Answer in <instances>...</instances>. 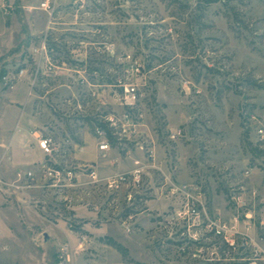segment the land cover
Returning <instances> with one entry per match:
<instances>
[{"label":"rangeland","instance_id":"374dc122","mask_svg":"<svg viewBox=\"0 0 264 264\" xmlns=\"http://www.w3.org/2000/svg\"><path fill=\"white\" fill-rule=\"evenodd\" d=\"M43 1L0 0V124L53 136L57 165L79 173L144 165L139 183L108 189L85 173L66 192L77 233L66 264H249L164 218L178 206L169 181L200 185L209 212L227 215L229 189L262 156L248 118L264 121V0H53L52 15ZM110 117L111 150L98 158L96 128ZM89 142L95 156L81 159Z\"/></svg>","mask_w":264,"mask_h":264},{"label":"built area","instance_id":"2783aa9c","mask_svg":"<svg viewBox=\"0 0 264 264\" xmlns=\"http://www.w3.org/2000/svg\"><path fill=\"white\" fill-rule=\"evenodd\" d=\"M40 7L52 15L55 2L44 0ZM46 47V43L42 42L39 47L35 48V52L41 56L44 55L48 60ZM136 70L139 71L138 68ZM127 93L135 99L136 88L134 86L127 88ZM124 117L125 121L129 122L128 115H124ZM249 117V127L257 138L256 147L262 152V156L257 159L256 165L245 167L241 173L240 181L229 189L227 196L229 213L227 215L211 214L205 193L200 185L169 181L167 195L177 200L178 206L172 215L164 218V222L167 225L184 223L193 242L199 241L202 233L209 234L222 240L229 255L246 251L252 255L249 258L251 259L249 264H264V121L254 114ZM107 121L110 125L107 126L108 128L102 126L96 128L99 158L103 159L107 158L111 150L109 133H115L112 129L116 127V122L112 117ZM181 135L182 131L176 130L172 132L171 136L173 139H177ZM37 144L48 159L37 164L31 170L18 168L12 179H7L1 174L4 156L0 158V207L8 205L14 200L30 203L31 193L34 191H40L46 196L54 192L61 195L60 201L66 206L64 210L70 214L71 208L68 202L71 197L66 192L84 185L80 180L81 175L86 173L87 183L90 185L104 184L108 189H116L122 184L131 183L132 177L136 183H139L144 171V165H141L131 171V174L119 172L102 178L95 165H88L85 172L79 173L71 167L57 165L51 161L55 145L53 136H38ZM78 148L81 152L84 149L82 146ZM254 178H256L255 181H253ZM47 202L48 200L43 198L44 206ZM31 204L34 203L31 202ZM94 208L98 210L97 206ZM67 214L61 218L65 221L67 228L72 230L75 223L73 218ZM88 239V235L81 234L79 247H83ZM2 249L7 250V246H3ZM73 253L74 249L69 244H61L56 252L57 262L59 264L68 263L73 257Z\"/></svg>","mask_w":264,"mask_h":264},{"label":"crops","instance_id":"0c3cea01","mask_svg":"<svg viewBox=\"0 0 264 264\" xmlns=\"http://www.w3.org/2000/svg\"><path fill=\"white\" fill-rule=\"evenodd\" d=\"M21 129L20 126L0 124V158L4 156L1 174L7 179L14 178L18 168L31 170L48 159L38 147L37 134L34 133L32 138L26 137ZM83 148L78 156L93 160L96 153L94 146L89 142ZM56 149L55 141L54 151ZM50 159L55 164L61 163L55 155ZM99 174L106 178L114 173L104 176L99 169ZM50 194L53 195L54 192L46 196L40 191H34L31 193L30 203L14 200L0 207V264H58L56 252L59 246L73 242L77 233L67 228L61 218L67 213L54 207L58 204L53 203ZM43 198L48 200L45 206ZM53 199L60 201L61 195L57 194ZM81 209L76 206L74 217L77 220L87 216ZM91 216L88 215V219ZM89 225L90 223L83 224L82 228ZM5 245L7 250L2 249Z\"/></svg>","mask_w":264,"mask_h":264},{"label":"trees","instance_id":"16d2710c","mask_svg":"<svg viewBox=\"0 0 264 264\" xmlns=\"http://www.w3.org/2000/svg\"><path fill=\"white\" fill-rule=\"evenodd\" d=\"M101 126L102 127H106V125H104V124H101ZM110 135H109V139L111 138V133H109Z\"/></svg>","mask_w":264,"mask_h":264}]
</instances>
